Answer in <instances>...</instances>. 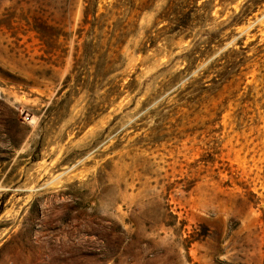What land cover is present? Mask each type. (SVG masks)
Listing matches in <instances>:
<instances>
[{
  "label": "rangeland",
  "instance_id": "1",
  "mask_svg": "<svg viewBox=\"0 0 264 264\" xmlns=\"http://www.w3.org/2000/svg\"><path fill=\"white\" fill-rule=\"evenodd\" d=\"M86 1L0 0V264H264V4L184 39L153 0L105 76Z\"/></svg>",
  "mask_w": 264,
  "mask_h": 264
},
{
  "label": "trees",
  "instance_id": "2",
  "mask_svg": "<svg viewBox=\"0 0 264 264\" xmlns=\"http://www.w3.org/2000/svg\"><path fill=\"white\" fill-rule=\"evenodd\" d=\"M123 0H119L122 2ZM153 0H145L139 6H131L130 14L126 19H118L117 10L120 9L124 4L118 2L113 7V10L109 12L108 15L102 14L101 17H96L98 12V6L96 1L87 0L86 7L83 12V20L81 28L78 30V39H81L85 28L89 27L86 32L87 40L84 43V49H88L93 46V37L97 40L96 46L102 48V44L106 46V51L103 54H100L99 60H102L104 67H108L105 72V76L109 75L113 70L114 65L120 62L121 51L124 46L127 44L130 37L135 36L134 30L131 27H135L136 20L132 23L128 22L127 19L131 16V13L136 12L142 14L146 9H148V3H151ZM200 0H166V5L163 8L162 13L159 18L162 21H166L170 24H173V31H178L181 35L185 34L184 39L191 37L193 31H201L205 28L206 24L211 20V14L213 10L212 1H204L201 5H198ZM250 4V6H248ZM264 4V0H246L241 6L239 12L236 14L234 20L229 24L228 27L237 26L244 21L248 16L257 11L259 7ZM116 15L117 20L112 24L108 25L110 17ZM135 18L138 19V15H135ZM126 23V24H125ZM226 28H221L219 31L213 33L210 38L207 39V44L211 46L215 44L217 40L220 39L221 34ZM96 34V35H95ZM222 42V41H221ZM220 42V43H221ZM239 50L234 49L233 47L227 49L221 54L219 58L216 59L213 64L214 67H222L224 70L222 73H225L232 65L234 61L231 59L233 54H244L247 52V47L243 43L238 42ZM143 51L144 50H137ZM87 52V51H86ZM87 54V53H86ZM224 61V64H220ZM227 64V65H226ZM229 66V68H228ZM240 65L237 64L236 72H233V76H227L225 78L226 83H229L231 77L239 75ZM75 71V69H74ZM72 71V73L74 72ZM207 72H205L206 74ZM71 79V78H69ZM68 79V80H69ZM219 96H216L215 99H218ZM226 102V101H225ZM224 102V103H225ZM220 106V105H219ZM53 107L47 108V112H50Z\"/></svg>",
  "mask_w": 264,
  "mask_h": 264
}]
</instances>
